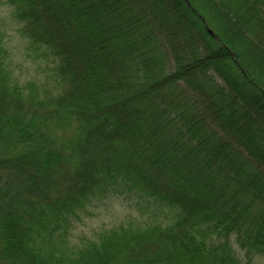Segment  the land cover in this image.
Here are the masks:
<instances>
[{
    "label": "trees",
    "instance_id": "obj_1",
    "mask_svg": "<svg viewBox=\"0 0 264 264\" xmlns=\"http://www.w3.org/2000/svg\"><path fill=\"white\" fill-rule=\"evenodd\" d=\"M1 2L0 264L264 255V0Z\"/></svg>",
    "mask_w": 264,
    "mask_h": 264
},
{
    "label": "rangeland",
    "instance_id": "obj_2",
    "mask_svg": "<svg viewBox=\"0 0 264 264\" xmlns=\"http://www.w3.org/2000/svg\"><path fill=\"white\" fill-rule=\"evenodd\" d=\"M4 1V0H3ZM1 13L4 21V26L9 32V39L11 40L9 49L12 53V65L15 73L22 79L36 76L37 66L32 62L30 65L25 63V53L23 51L22 44L19 37L15 34L13 23L9 17L10 9L6 8L5 4L1 2ZM214 33V32H213ZM215 34V33H214ZM22 64V70L18 67ZM224 135V134H223ZM131 211L117 198L109 199L105 205L95 209L94 215L83 219L82 222L75 223L74 232L75 235H81L82 233H90L92 230L99 229L103 226L109 227L115 225L121 221H127L128 215ZM254 264H264V255H255Z\"/></svg>",
    "mask_w": 264,
    "mask_h": 264
},
{
    "label": "water",
    "instance_id": "obj_3",
    "mask_svg": "<svg viewBox=\"0 0 264 264\" xmlns=\"http://www.w3.org/2000/svg\"><path fill=\"white\" fill-rule=\"evenodd\" d=\"M187 4H188V3H187ZM188 5H189V4H188ZM207 31H208V33H209L211 36H213L214 38H217L216 34H214L213 31H212L211 29L207 28ZM229 52H230V55H231V56H234V55H233V52H231V51H229ZM235 63H236V64L238 63L237 59H235Z\"/></svg>",
    "mask_w": 264,
    "mask_h": 264
},
{
    "label": "bare ground",
    "instance_id": "obj_4",
    "mask_svg": "<svg viewBox=\"0 0 264 264\" xmlns=\"http://www.w3.org/2000/svg\"><path fill=\"white\" fill-rule=\"evenodd\" d=\"M229 54H230V52H229ZM233 55H234V53H233ZM231 56V55H230ZM232 58H234V62H235V59H237V58H235V55L234 56H231Z\"/></svg>",
    "mask_w": 264,
    "mask_h": 264
}]
</instances>
